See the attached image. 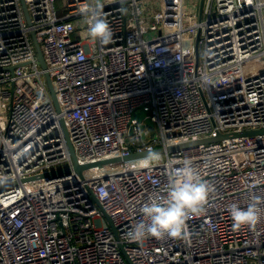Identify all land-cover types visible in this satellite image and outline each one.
Listing matches in <instances>:
<instances>
[{"label":"built area","instance_id":"1","mask_svg":"<svg viewBox=\"0 0 264 264\" xmlns=\"http://www.w3.org/2000/svg\"><path fill=\"white\" fill-rule=\"evenodd\" d=\"M24 1L32 24L22 0H0V186L14 183L0 191V264H264V215L233 231L228 211L264 197V134L124 160L264 129V0H66L63 15L57 0ZM97 3L107 45L81 15ZM62 118L80 164L122 160L79 174ZM185 158L214 189L188 238L130 242L140 206L165 195L169 161Z\"/></svg>","mask_w":264,"mask_h":264},{"label":"clouds","instance_id":"2","mask_svg":"<svg viewBox=\"0 0 264 264\" xmlns=\"http://www.w3.org/2000/svg\"><path fill=\"white\" fill-rule=\"evenodd\" d=\"M102 8L99 3L86 4L81 8V15L86 18L89 36L107 45L112 42L113 33ZM177 163L179 167L175 166ZM168 167L170 172L165 195L150 197L140 206L145 219L126 233L130 242L139 243L153 237L161 239L165 235L174 240H186L189 236L188 220L205 211L204 206L214 189L201 177L194 161L190 158L182 162L169 161ZM261 203H264V197L253 195L244 207L237 203L229 205L233 231L242 228L254 230L264 215Z\"/></svg>","mask_w":264,"mask_h":264},{"label":"water","instance_id":"3","mask_svg":"<svg viewBox=\"0 0 264 264\" xmlns=\"http://www.w3.org/2000/svg\"><path fill=\"white\" fill-rule=\"evenodd\" d=\"M22 1H23V7H24V10H25V14H26L27 20H28L29 24H32L31 17H30V14L28 12V9H27V6L25 4V1L24 0H22ZM32 35L34 37L35 44H36L37 58H38L39 63L41 64L42 69L45 71V77H46V80H47V84H48L49 90H50L51 95H52V99L54 101V104L56 106L57 111L61 112V108H60V104H59V101H58V97H57V94H56V91H55V88H54V85H53V80L51 78V75H50L49 71L47 70V64H46V61H45V57H44V53H43L42 47H41L40 43L37 41L34 31H32ZM197 54L199 55V51L197 52ZM148 114H149V112L143 111L140 114H137V116L141 120L145 119L146 120L145 124L152 127V126H154V123L149 117L147 118ZM61 122H62V125H63V129H64V132H65V135H66V139H67V142H68V145H69V149H70L72 158L74 160L75 170L79 174H82V172L84 170H86V169H88L90 167L96 166V165L103 166V165L115 163V162H118V161L122 160L121 158H113V159H107V160L99 161V162H96V163H88V164H84V165L80 164L79 161H78V158L76 156L72 141L70 139L66 123H65L63 118H62ZM257 134H264V129L244 130V131L231 132V133H218L216 136L200 139V140H197V141H191V142H184V143L174 144V145L168 146L167 148L160 147V148L155 149L154 151H148V152H145V153H142V154H133L131 156H128V157L124 158V160H129V159H133V158L141 157V156H150V155H154V154H160V153H164L166 150L173 152V151H176V150H179V149L188 148V147L195 146V145L212 143V142H218V141H221V140H224V139H227V138H234V137L248 136V135H257ZM69 172H70V168L66 167V168H62V169H59V170L51 171V172H48V173H44L42 175H37V176L31 177V178H28L26 180H34V179H39V178H47L48 179V178L55 177V176L62 175V174H66V173H69ZM13 184L14 183H8V184H6L4 186H0V191L11 187ZM96 202L100 206V208L102 209L100 203L97 200H96ZM102 211L104 212V215H105L106 219L108 220L109 226L113 229L114 233L117 235V229H116L115 225L111 221V219L108 216V214L103 209H102Z\"/></svg>","mask_w":264,"mask_h":264},{"label":"rangeland","instance_id":"4","mask_svg":"<svg viewBox=\"0 0 264 264\" xmlns=\"http://www.w3.org/2000/svg\"><path fill=\"white\" fill-rule=\"evenodd\" d=\"M151 6L158 8V4H156V3H151ZM56 7H57L59 14L63 15L65 7H66V0H57L56 1ZM153 130H155V129L153 128Z\"/></svg>","mask_w":264,"mask_h":264}]
</instances>
